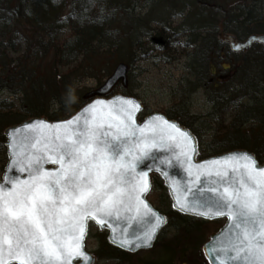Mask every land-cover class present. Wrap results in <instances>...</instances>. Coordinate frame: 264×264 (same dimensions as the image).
<instances>
[{"label":"snow or ice","instance_id":"obj_1","mask_svg":"<svg viewBox=\"0 0 264 264\" xmlns=\"http://www.w3.org/2000/svg\"><path fill=\"white\" fill-rule=\"evenodd\" d=\"M138 110L130 99L98 100L62 124L38 121L27 125L35 134L13 138L19 148L13 165L27 178L6 176L0 185V264H72L76 258L88 264L83 241L89 219L103 228L133 207L138 216L140 205L151 213L142 198L150 188L148 174L137 168L153 150L170 152L168 160L174 158L189 176L196 170L199 187L177 197L180 211L198 208L197 215L229 220L206 247L208 254L218 264H264V166L248 153L193 163L196 145L189 133L160 116L140 126ZM45 128L55 133L46 135ZM201 176L216 179L205 183ZM162 219L156 216L135 247L150 246ZM130 244L119 240L121 247Z\"/></svg>","mask_w":264,"mask_h":264},{"label":"trees","instance_id":"obj_2","mask_svg":"<svg viewBox=\"0 0 264 264\" xmlns=\"http://www.w3.org/2000/svg\"><path fill=\"white\" fill-rule=\"evenodd\" d=\"M103 1L0 0V93L8 92L15 98L11 103L6 100L0 103V150L3 153L5 127L42 115L51 120L66 119L87 102L85 95L75 98L74 88L88 70L96 71L94 68L100 62L97 57L101 54L110 52L113 55L124 48L143 51L139 34L133 37L132 28L128 27V22L135 20V31H138L136 25L141 27L143 23L134 15L135 10L127 13L126 22H120L116 14L104 11ZM192 1L201 8H210L216 21L221 20L225 24V31L239 38L264 33V0ZM68 25L73 36L62 42L59 33ZM118 33V38H115L113 34ZM155 33V48L170 51L174 45L173 30L163 27ZM197 38V43H200L197 45L201 47H194L192 52L193 63L194 56H199L196 58L197 72H191L185 79L190 86V94L197 89L206 90L212 107L205 117L189 116V111H186L189 114L187 118L176 109L168 113L169 118L177 120L199 137L204 143L203 156L244 149L255 153L257 159L264 162L262 49L257 47L247 55L237 56L220 45L217 39L214 46L208 47L202 44L203 35ZM123 58L113 61H122ZM216 76V79L212 78ZM199 77L202 82H192V78L197 80ZM124 93L131 94L128 88ZM230 110L232 115L227 123L223 115ZM205 123L207 127H203ZM154 189H165L159 178L154 182ZM164 211L169 222L163 234L171 229L187 236L208 224L173 212L169 199L165 202ZM99 235L98 262L110 259L126 261L133 256L116 250L108 244L106 235Z\"/></svg>","mask_w":264,"mask_h":264},{"label":"rangeland","instance_id":"obj_3","mask_svg":"<svg viewBox=\"0 0 264 264\" xmlns=\"http://www.w3.org/2000/svg\"><path fill=\"white\" fill-rule=\"evenodd\" d=\"M101 3L104 11L116 14L115 17H118L117 21L120 22H126L127 13L130 10H135L134 15L141 18L143 23L141 27L136 25L138 31H135V20L128 22V27L132 28L131 35L133 37H137L139 34L138 38H140L143 51L124 48L118 49V52L113 55L110 52L101 54V57H97L100 62L94 68L96 71L88 70L86 72L88 74L83 76L74 88L75 98H82L89 92L97 90L107 79L113 67L120 61L115 62L113 59L124 57L125 60L123 58L122 61L130 67L128 89L130 95L144 103L143 116L154 112L165 114L179 109L184 113L183 116L190 114L189 116L205 117L212 107L206 90L201 88L190 94V86L185 78L191 72L192 74L197 72L195 71L198 68L196 58L199 56H194V63L192 57L194 47H201L197 45L200 44L197 43V36L203 35L204 43L202 44L208 47L214 46L221 20L216 21L210 8L207 6L201 8L192 0H104ZM163 27L170 31L173 30V34L176 33L174 45L170 51L155 48L154 39L157 37L154 32ZM72 33L73 30L69 25L64 27L59 33L60 41L69 40L73 36ZM113 36L118 38L119 33L113 34ZM195 41L196 44L193 45ZM184 42H186L185 48L182 47ZM187 43L190 45L187 46ZM127 60H131V63ZM223 65L227 64L223 63ZM217 76L223 77L222 74ZM217 76L212 78L216 79ZM192 79L194 83L203 81L200 77L197 80ZM113 93H124V90L118 86ZM14 99L8 92L0 93V103L4 100L11 103ZM186 111H189V114ZM231 115L232 111L230 110L223 115V119L229 123ZM203 127H207V123ZM6 163L5 153L0 150V180ZM166 195V191L157 189L150 194L148 199L157 209L165 212V202H168ZM222 225V222L206 224L199 232H193L187 236L183 232L179 235V233L168 229L161 235L153 249L146 252L141 251L126 261L110 259L99 261L98 264H207L200 251L201 247L208 236ZM89 235L86 246L89 251L95 254L101 247L98 229L95 226L91 227Z\"/></svg>","mask_w":264,"mask_h":264},{"label":"water","instance_id":"obj_4","mask_svg":"<svg viewBox=\"0 0 264 264\" xmlns=\"http://www.w3.org/2000/svg\"><path fill=\"white\" fill-rule=\"evenodd\" d=\"M219 29H220V32L218 33L219 34V36H218L219 40L223 44L229 45L231 52L234 54L247 53L254 45H259V44L262 45V47L264 49V35H259V36L258 35H251L245 41L240 42L234 36H232L230 34H224L221 26L219 27ZM127 74H128V67L125 64L120 63L115 68L113 74L109 77V79H107V81L104 82V85H102L100 88H98L97 91L91 93L92 95H96L97 97L95 99H93L92 101L88 102V104L85 107H83L82 109H80L76 114L67 118V120L73 119L75 116L80 115L81 113H83V110L85 108H88L90 105L95 104L96 101H98V100L105 101V102H112V101L118 100L119 98L130 99V100L135 101V103H137L139 105V110L136 111L135 115H134V119L138 125L143 126V124L150 121L153 116H160L164 120L169 121L170 123L177 124L181 129H183L184 131H186L187 133H189L191 135V137L194 139L195 145H196V154L194 155L193 163L206 164L210 160H214V159L220 160V159H223L225 156L230 155V154L248 153L244 150H242V151L233 150L231 152L222 153L221 155L213 156V157H210L208 159H203V160L199 159L198 160L199 143H198L197 138L193 135V133H191L188 129L182 127L179 123L171 121L166 116H163V115L158 114V113H154L152 115L146 116L143 119V121L141 123H139L137 121V118L139 117L140 113L143 111V105L139 100L135 99L134 97L124 96L122 94L114 95V96H111L110 98H106V96L110 94L109 92L118 83H120V81L123 83V85H126ZM101 108H102V106H99V105L97 106L98 111ZM103 110L107 111L106 108H104ZM84 115L90 117L91 113H84ZM67 120L51 122L48 120V118L39 117V118H35V119L26 120L21 124L14 125L12 127H8L6 129H4L3 134H4L6 141H7L5 146H6V152H7V157H8V161H7L8 163L4 169V172H3L4 175L2 177V181L0 182V185L5 183V177L6 176L9 179H14L16 177H20L22 179L27 178V173H22V172L18 171V169L13 165V160L16 159V156H14V152L19 151V148L13 146V138L14 137L19 139V138H22L23 136H26V135L35 134L30 129L27 128L28 124H33V123H36L38 121H44L45 124H47V125H56V124H62L63 122H65ZM81 123H83V120H81ZM15 130H19V132H16ZM42 131L46 135L55 133L54 129H49V128L42 129ZM248 154H250V153H248ZM250 155H252L256 159L254 154H250ZM169 157H171L170 152L153 150L152 158L144 160L143 162H141L138 165V168H137V171H145L148 174L147 178H148V181L150 184V188L146 193L143 194L142 198H143L144 204H146L148 206V208L151 210V213L156 214L155 216H153V215H151V213L147 212L144 209L143 205H140L139 206L140 207L139 216L137 215L136 208L133 207V209L131 211L122 212L120 219H117L115 216L111 217L110 220H111L112 227H109L107 224H105V226L103 228H101L99 225L96 224V222L94 220H91V219L88 220L87 234H86L85 239L83 241V252L89 258L88 264H96V257H94L91 253H89L86 249V246H85V242L88 238L89 223L95 224L101 233L107 232L109 244L114 246L116 249L118 248L127 254L128 253L129 254H137L140 251H149V249H152L154 247L155 242H156L159 234L161 233V230L166 226L167 221H166L165 216L160 214L159 211L155 210L153 208L152 204L149 202V200H147V196L150 193V191L152 190L151 189V178H150L151 174L159 175V177L162 178V180L164 181L165 188L168 189L169 197L172 200V209L175 210L176 212L181 213V214L186 215V216H189V217L192 216V217H196L199 219H205L207 221L224 220V219L226 220L224 227L221 228V230L219 232H216V233L210 235L209 241L206 242L203 245V247L201 248L203 258L205 259V262H207V264H214V262H215V264H218L216 257L214 255L210 256L208 254V252L206 251V247L213 242V238L219 237L221 235V233L227 228V225L230 222L227 219V217H223V216H221V217H217V216L205 217V216L197 215L196 213L199 211L198 208H194L192 211H180L179 210V206L176 205L177 197H179L181 200H183L184 195L186 194L184 192L185 189L191 188V189L195 190L197 187H199V185L196 182V170L195 169H193V175L189 176L188 172L185 171V169L183 167H181L180 164L177 163V161L174 158H172L169 161L168 160ZM162 161H167V162L162 163ZM256 161H257V159H256ZM258 164L264 166V164H260L259 162H258ZM45 167L48 169H53L56 166L52 165V164H47V165H45ZM164 173H167V177L164 175ZM214 179H216V177H214V176L213 177L201 176V180L204 181L205 183H207L208 180H214ZM6 186L10 188L11 184L9 183ZM188 195L190 198L191 194L188 193ZM208 195L211 196L212 194L208 193ZM156 216H159L163 219H162V222L160 223L159 227L155 231V235H154L153 240L151 241L150 246H147V247L141 246L139 248L135 247L136 243H142V241L138 240L137 237H142L146 231L150 230L152 228V226L157 223ZM114 235L116 237V242H113V236ZM122 238H127L131 242V244L127 245L125 247H121L119 245V240ZM72 264H84V262L81 259L76 258L72 261Z\"/></svg>","mask_w":264,"mask_h":264}]
</instances>
